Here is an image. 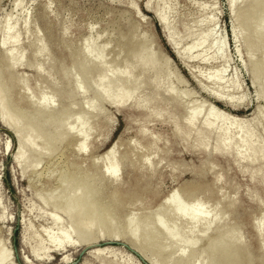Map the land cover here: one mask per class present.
Segmentation results:
<instances>
[{
	"label": "rangeland",
	"instance_id": "obj_1",
	"mask_svg": "<svg viewBox=\"0 0 264 264\" xmlns=\"http://www.w3.org/2000/svg\"><path fill=\"white\" fill-rule=\"evenodd\" d=\"M146 2L22 0L21 5H16L14 0H0L1 56L7 50L1 45L7 34L3 30L6 13H9V25L21 30L15 51L22 49L23 55L11 73L16 81L12 98L18 103L17 107L33 113L30 99L35 101L42 93L52 95L53 82L59 83L61 73L66 75L69 89H72L71 93L55 92L52 96L53 104L58 108L70 104L65 123L53 125L49 138L35 141L43 153L33 154V164L24 170L12 161L16 146L13 133L0 124V247L9 254L8 264H25L22 256L33 264H101L94 256L86 255L91 245L83 246L82 243L63 247V253L70 259L62 262L49 238L58 233L49 212L61 211L59 215L64 221L75 214L72 206L67 211H63L62 206L76 190L78 194H87L78 217L87 215L94 197L86 193L88 188L69 176V171L76 165L82 169H73L75 173L98 171L104 161L101 157L115 141L114 158L121 182L111 186L116 187L123 206H118L117 219L114 218L112 223L123 222L128 213L132 214L133 221H137L138 216L149 214L173 191L195 190L207 215L218 202L224 213L222 222L236 224L244 243L257 258L255 264H264V232L255 227L264 214V157L247 161L237 157L233 149L229 152L215 150L212 134L205 148L194 134L195 128L202 129L201 117L195 120L193 131L185 125L188 109L196 105H201L202 114L214 107L222 114L218 116L243 119L248 118L254 105H259L264 122V96L256 94L258 89H264V73L260 71L258 81L254 83L249 59L252 53V60L258 64L262 62L264 40L255 49L251 48V31L235 19L245 0L237 1L232 7L228 0H165L166 20L172 26L179 47L189 45L197 34L208 30L210 40L223 44L219 56L224 52V57L213 56L216 46H210L208 40L203 46L193 47L191 56L182 59L167 42L164 29L146 7ZM163 3L151 0L150 5L154 9L163 7ZM24 18L27 23L21 28ZM234 25L239 30V38L234 36ZM88 42L92 43L90 55L93 58L101 56L105 69L111 67L114 72L131 70L132 78L139 81L133 96L150 98L146 105H135L129 100L117 106L98 97L95 86L101 70L89 65L90 71L83 74L78 66L72 67V55L78 54L79 48ZM143 45V50H137ZM148 56L150 61L142 63ZM218 68L224 70L222 82L210 77ZM155 71L159 73L161 84L158 88L151 82ZM118 76L115 73V77ZM233 79L237 87L231 86ZM17 82L26 86L21 87ZM74 84L78 89L72 86ZM167 85L172 86L173 93L164 90L163 86ZM116 86L107 82V88L112 91ZM123 89L128 87L123 85ZM219 90L234 97H244L236 105L228 104L210 93ZM216 123L220 122L216 120ZM245 124L253 128L255 135L264 137L261 121ZM64 125L69 128V133L57 141L54 136ZM82 125L80 135L87 141L83 151L77 149L80 135L76 133ZM187 132L191 133L187 135ZM204 134L207 132L203 131ZM179 194L181 203L187 205L186 197ZM166 212L173 218L172 208ZM153 214L156 219L164 218L161 209ZM95 222L91 223L92 232L99 230L103 238L109 237L110 228L96 227ZM182 225L188 228L192 222L184 219ZM151 227L138 224L139 238L143 245H148L145 254L134 249L123 235H119L118 240L102 239L96 244L112 245L105 254L112 264H149L147 258L151 254L158 264H179L180 251L176 249L175 253L173 246H167L168 238L161 229L155 225ZM151 232L158 234L156 243L150 242ZM212 233L214 235L215 231L210 230L198 239L184 256L191 261L192 251L203 252ZM23 239L24 244L21 243ZM37 241L41 259L36 260L30 248ZM158 243L164 246L157 254L153 247Z\"/></svg>",
	"mask_w": 264,
	"mask_h": 264
},
{
	"label": "bare ground",
	"instance_id": "obj_2",
	"mask_svg": "<svg viewBox=\"0 0 264 264\" xmlns=\"http://www.w3.org/2000/svg\"><path fill=\"white\" fill-rule=\"evenodd\" d=\"M237 1L239 0H228V3L230 7H232ZM161 2H164L162 4L163 7L159 6L152 9V6L150 5L151 0H147L146 7L153 12L155 18L161 24L166 34V40L177 57L182 59L190 57V50L193 47L203 46L208 40L210 46L214 45L217 49H215L213 56L224 57V52L221 53L222 56H219L220 52H222L220 51L223 47L222 41L214 42L210 40V30L197 34L195 40L189 45H186L183 48L179 47L172 30V26L166 20L164 12L165 0H161ZM14 3L16 5H21L22 0H14ZM8 19L9 13H6V24L3 26V30H5L7 34L2 39L1 45L5 46L7 50L3 52L2 56L0 55L2 57H0V124L13 133L16 139V146L12 153V161L21 165V168L24 170L25 167L33 164V154L40 155L43 153V150L39 149L35 144L37 142L36 140L41 139L42 137L49 138V132L51 133L53 125L57 123H65L64 118L70 104H68V106L58 108L53 104L52 96L56 93H71L72 89H69L66 75L61 73L62 77H60L61 79L58 82L62 85L57 82H53L54 90L51 91L52 95L42 93L39 95L37 100L33 101L30 99V106L33 108V113L29 114L23 107H17L18 103L12 98V89L15 85L14 82L16 81L11 76V73L17 67L19 60L23 55L22 49L15 51V46H17L20 41L19 32L21 30H18L16 27L13 28V25H9ZM235 19L242 21L251 31L249 40V46L251 48H254L259 43H262L264 40V0H245L244 5L240 8L239 12L235 14ZM26 23L27 19H22L20 27L22 28L26 25ZM20 27L18 28L21 29ZM233 30L234 36L239 38L240 33L236 25L233 26ZM144 47V45L142 47H138L137 50H143ZM91 48V42H88L85 46H81L79 48V53L72 55V67L78 66L81 71H83V74H87L90 71L89 65L97 67L101 70L96 79L97 84L95 86V91L97 92L98 97L104 100L106 99L111 104L117 106H121L129 100H133L135 105H146L150 98H136L133 96V92L138 86L139 81L132 78L131 70L123 69L120 72H114L111 67L105 69L103 61L100 58L101 56L93 58V56L90 55ZM104 48L105 45H103V50ZM205 59L208 58L206 57ZM249 59L251 63V77L253 82L257 83L258 78L260 77V71L264 73V59L258 64L252 60V53H250ZM149 61L150 59L148 56L142 60V63L146 64ZM34 67L39 70L37 65ZM222 71H224L222 68H218L211 73L210 77L216 82H222ZM115 73L119 76L115 77ZM158 76L159 73L155 71L151 80L154 88H158L161 85L158 81ZM107 82H112V85L117 84L113 91L110 87L107 88ZM17 83L21 85V87L26 86L25 83ZM123 85H126L128 89H123ZM72 86L78 89V85H76V87L75 84ZM231 86H238L235 79L232 80ZM163 88L168 93H173L171 85L163 86ZM210 93L214 98L224 100L228 104L234 105H236V103H240L244 97H234L227 94L224 90ZM256 94L264 96V89H258ZM218 112L219 111H217L214 107H210L202 114L201 105H196L188 109L187 116L185 118V125L189 128V130L195 128V120L201 117L202 129H194V134L197 137L196 139L201 145L206 148L208 146V137L212 134L215 139V150L220 152H229L233 149L235 150L237 157L243 158L247 161H254L264 157V137L262 138L255 135L253 128L245 124V122L248 121H253V123H259L261 121L264 124L262 121L261 106L254 105L251 109V113L248 114V118L246 119H243V117L230 118L227 116H221V112ZM219 114H221V117L218 116ZM216 120L220 123H216ZM83 127L84 125H82L78 132H76L78 135H80ZM201 130L207 132V135H203V131ZM68 133L69 128L64 125L54 138H56L57 141H61V139L65 138ZM189 133L187 132V135H189ZM48 141H50V139H48ZM116 143L117 141L111 143V146H108L109 148L104 152L101 157L104 161L98 171L93 173L78 171L80 173H75L73 169H82L78 165L71 167L73 169L69 171V176L76 178L78 182L88 188L86 193H89L90 195L92 194L94 197L95 201L92 205L90 204L92 208L88 211L87 215L84 218L78 217V214H81L82 206L85 201L83 199H85L87 194H78L76 190L65 199L62 206L63 211L69 210L72 206L75 210V214H71L68 216V219L64 221L59 215L62 213L61 211L49 212V217L52 223L56 224L58 227V233L56 235H50L49 238L55 245V251L60 254V260L62 262H67L70 259L68 254L63 253V247H71L78 245V243H82L83 246L91 245V248L86 253L87 256H94V258L99 260L101 264H112V261L106 258L107 256L105 255L111 250L112 245H99L96 243L100 242L102 239L118 240L119 235H123V237L130 242V245L134 249L144 253V250H146L148 245H143L141 239L139 238L138 224L145 223L147 226L153 227V225H155L161 229V231H163L168 238L167 246H173V251L175 253L176 249L180 251L181 254L178 257L179 264H192L193 261L196 262L194 264H255L257 258L244 243L238 226L236 224L222 222L224 213L219 208L218 202H216L213 206L211 214L207 215L204 211L203 203L199 200V196L196 194L195 190H187L185 193L180 192L179 190L173 191L171 196L166 201L160 203L149 214L138 216L137 221H133L132 214L128 213L123 217V219H125L124 221L122 220L123 222L120 221L118 224L112 223L114 218L117 219L116 213H118V206H123L118 200V191L116 187L114 186V188H112L111 186L114 183L117 184L121 182L119 180L118 167L116 166L114 158ZM86 146L87 141L85 136L80 135L77 143V149L83 151ZM121 158L124 159L123 156ZM60 186L63 185L60 184ZM103 188H106L108 191L105 192ZM179 193H182V195L186 197L188 201L187 205L185 203H181ZM43 200H45V198H43ZM169 208L174 210L175 214L173 218H170L166 212ZM160 209L164 214V218L156 219L153 213L159 211ZM218 212H220V214ZM184 219H189L192 222V225L185 228V226L182 225ZM203 219H205V221H203ZM93 220L96 221V225H94L96 227L98 225L99 227L106 226L107 228H110L108 232L109 237L103 238L99 233V230L95 233L92 232L91 223ZM255 227L258 231L263 230L264 232V214L257 220ZM210 230H214L215 233L214 235L212 233L211 236H208L209 238H207L206 244L204 245V247L206 246L205 250L200 253L192 251L191 261H189L184 256L185 251ZM155 233L156 232L150 233V239L152 240H150V242L152 243H156L158 241V234L156 236ZM73 234L75 235L73 236ZM21 243L24 244V239ZM37 245H40L39 241H37V244L31 246L30 248L31 255H33V257L35 256L36 260L41 259ZM163 246L164 245L158 243L153 247V251L155 253L157 251L160 252ZM151 256L149 255L147 258L148 263L158 264L156 259ZM8 257V252L4 251L2 247H0V264H8L6 261V258ZM21 259L25 264H33V262L23 256Z\"/></svg>",
	"mask_w": 264,
	"mask_h": 264
}]
</instances>
